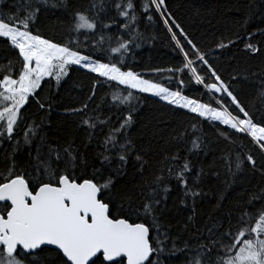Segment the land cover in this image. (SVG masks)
Here are the masks:
<instances>
[{"label": "snow or ice", "instance_id": "snow-or-ice-1", "mask_svg": "<svg viewBox=\"0 0 264 264\" xmlns=\"http://www.w3.org/2000/svg\"><path fill=\"white\" fill-rule=\"evenodd\" d=\"M245 7L239 28L264 14V0ZM157 15L182 59L152 71L170 74L174 89L127 64L148 39L141 21ZM50 17L58 40L41 29ZM0 41L11 52L0 61V264H264V66L233 65L225 79L213 63L238 41L247 61L264 60L257 32L221 36L204 51L166 0H0ZM71 73L90 80L62 109L80 144L45 131L63 103L52 82L58 92ZM241 79L255 85L248 102ZM192 84L200 98L185 93ZM138 94L217 128L226 151L217 156L201 133L182 156L188 130L140 125ZM33 108L39 120L25 118Z\"/></svg>", "mask_w": 264, "mask_h": 264}, {"label": "trees", "instance_id": "trees-1", "mask_svg": "<svg viewBox=\"0 0 264 264\" xmlns=\"http://www.w3.org/2000/svg\"><path fill=\"white\" fill-rule=\"evenodd\" d=\"M138 3H144L146 0H137ZM248 0H166V5L169 12L174 18L181 24V26L189 34L190 38L194 40L202 50L208 51L215 46L218 38L221 36L234 35L239 31L241 35L247 32H257V37L264 40V36H260L259 30H264V14L257 13L256 15L248 18L246 28H239L238 22L242 18H247V9L245 5ZM7 10V6H4ZM59 15V13H57ZM55 17H50L48 20H41V29L43 34L52 38L60 39L61 33L54 25ZM140 30L144 33L148 39L139 47L135 49L127 57V64L135 71L141 73L145 78L158 79L161 83L175 88L174 82L170 83L165 77L170 75L168 73H155L152 69L155 68H167L173 66L179 62L182 57L177 55L174 45L170 41V37L164 28L162 22L159 20V16L155 17V22L148 24L146 20H142L140 23ZM176 30V29H174ZM178 31V30H176ZM182 43L183 37H180ZM244 41H238V46H232L229 49L220 50L219 57L213 59V63L220 69L221 74L225 79H228V74L231 71L233 65L240 63L249 64L251 67L259 68L264 66V60L259 58L247 61L242 51ZM11 52L5 46L3 41H0V61H5L10 58ZM212 59V57H209ZM53 93L56 94L58 101L62 99L63 103H58L57 110L51 115L47 116L48 125L45 131L49 137L55 142L59 139L61 142L65 138L72 137L77 144H80L84 140V134L76 130L75 126L70 120H65L63 116V106L65 104L73 102L74 98H78L79 95H83L81 92V86L83 91L86 92L90 80L82 73H71L65 81L62 82V86L59 91L55 89V82L53 81ZM47 91V90H46ZM185 93L189 96L200 98L203 93V89L195 84L189 85L185 90ZM236 91L242 98L248 102L252 100L255 95V85L241 79L236 84ZM101 95H110L109 89L105 87L100 91ZM140 96L139 112L137 116L140 121V125L145 122H150L152 126L157 123L161 124L163 129L162 134L166 135L172 128H186L187 135L183 144L180 145V154L183 156L186 154L187 149L191 146L188 142L194 135H203V138L210 141L214 152L217 156L224 153L228 147L222 138L218 137L217 128L212 127L207 122H199V118H195L193 114L185 113L184 110H174L175 115L168 111L170 106H166L163 101H160L158 97H152L147 94H138ZM203 99L207 100L208 97L203 95ZM26 119L39 120L41 117L37 113L36 109H31L25 114ZM163 121V123H161ZM199 122L200 131L193 133L191 125ZM139 127V125H138ZM221 129L223 126H219ZM137 129H133L136 133ZM26 158V152L19 155L18 159L23 160ZM211 155L207 158L210 159ZM200 159H205L203 156ZM195 162L196 157H193ZM2 162V157H0ZM129 171H131V165H129ZM259 180L256 177L251 181L255 184ZM247 184V182H245ZM173 197L175 193L172 194ZM206 208L204 211L206 212ZM182 217H177L180 219ZM175 223V221H173Z\"/></svg>", "mask_w": 264, "mask_h": 264}, {"label": "rangeland", "instance_id": "rangeland-1", "mask_svg": "<svg viewBox=\"0 0 264 264\" xmlns=\"http://www.w3.org/2000/svg\"><path fill=\"white\" fill-rule=\"evenodd\" d=\"M148 95V94H147ZM150 96V95H149ZM153 97V96H152Z\"/></svg>", "mask_w": 264, "mask_h": 264}]
</instances>
